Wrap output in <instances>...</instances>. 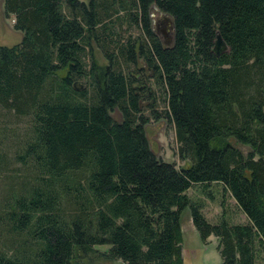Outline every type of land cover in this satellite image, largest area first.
I'll list each match as a JSON object with an SVG mask.
<instances>
[{
  "label": "trees",
  "instance_id": "16d2710c",
  "mask_svg": "<svg viewBox=\"0 0 264 264\" xmlns=\"http://www.w3.org/2000/svg\"><path fill=\"white\" fill-rule=\"evenodd\" d=\"M0 2L21 34L0 46V109L27 120L11 159L29 173L0 208V264H70L102 245L124 264H182L185 208L220 264H264V0ZM151 9L172 21L169 47ZM142 109L172 125L187 167L152 153ZM192 187L226 193L245 220L208 221Z\"/></svg>",
  "mask_w": 264,
  "mask_h": 264
},
{
  "label": "rangeland",
  "instance_id": "374dc122",
  "mask_svg": "<svg viewBox=\"0 0 264 264\" xmlns=\"http://www.w3.org/2000/svg\"><path fill=\"white\" fill-rule=\"evenodd\" d=\"M78 1L87 3L88 0ZM2 11L0 2V46L11 47L19 43L21 34L12 29L13 18L11 16L4 18ZM150 21L155 37L163 46L169 47L172 44L171 19L155 9H151ZM165 37L168 38V42ZM93 55L99 65L104 64L96 49H93ZM143 74L156 100L153 105L154 112L159 113L164 108L162 91L159 86L153 84L149 73L144 69ZM141 113L144 117H147L144 133L152 153L160 160L172 163L177 168L187 167V162L180 160L177 156V142L172 125L163 119H153V114L148 109H142ZM111 115L117 119L115 112H112ZM27 133L28 123L26 119L15 118L12 112L0 109V149L6 165L4 167L0 166V208L10 193L8 192L9 186L11 185V189H15L16 185L14 183L23 178L24 175H29L27 169L18 166L11 159L14 151L18 149ZM229 144L243 156L249 152L247 147L236 144L233 140H229ZM209 191L212 195L211 199H207L206 196L201 194L197 187H192L186 192L191 200L200 201L203 204L202 213L208 221L214 222L221 212L230 222L237 223L245 220L243 214L238 211L226 193L221 198L214 187L209 188ZM180 232L182 264H220L221 260L216 249V239L209 236L205 243L200 241L197 232L190 223L187 208L182 210L180 214ZM105 249L106 246L102 245L76 250L70 264H124L118 259H106L100 256V253Z\"/></svg>",
  "mask_w": 264,
  "mask_h": 264
},
{
  "label": "water",
  "instance_id": "95a60500",
  "mask_svg": "<svg viewBox=\"0 0 264 264\" xmlns=\"http://www.w3.org/2000/svg\"><path fill=\"white\" fill-rule=\"evenodd\" d=\"M170 32L173 33V28H172V21H171V28H170ZM227 51V48L225 46V44L222 42V40L220 39V37L217 35L214 41V53L215 56H218L222 53H225Z\"/></svg>",
  "mask_w": 264,
  "mask_h": 264
},
{
  "label": "flooded vegetation",
  "instance_id": "af4514ba",
  "mask_svg": "<svg viewBox=\"0 0 264 264\" xmlns=\"http://www.w3.org/2000/svg\"><path fill=\"white\" fill-rule=\"evenodd\" d=\"M152 29V28H151ZM153 32V31H152ZM165 40L168 42V38L167 37H165ZM160 42V41H159Z\"/></svg>",
  "mask_w": 264,
  "mask_h": 264
},
{
  "label": "crops",
  "instance_id": "0c3cea01",
  "mask_svg": "<svg viewBox=\"0 0 264 264\" xmlns=\"http://www.w3.org/2000/svg\"><path fill=\"white\" fill-rule=\"evenodd\" d=\"M190 219V218H189ZM190 223H191V221H190ZM192 225V224H191Z\"/></svg>",
  "mask_w": 264,
  "mask_h": 264
}]
</instances>
